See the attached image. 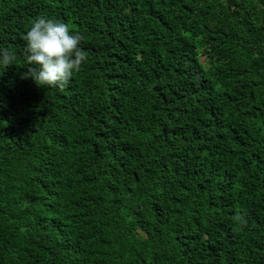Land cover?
I'll list each match as a JSON object with an SVG mask.
<instances>
[{"label": "trees", "instance_id": "16d2710c", "mask_svg": "<svg viewBox=\"0 0 264 264\" xmlns=\"http://www.w3.org/2000/svg\"><path fill=\"white\" fill-rule=\"evenodd\" d=\"M39 16L84 37L63 91ZM0 47V264H264V0H0Z\"/></svg>", "mask_w": 264, "mask_h": 264}, {"label": "clouds", "instance_id": "9594fccd", "mask_svg": "<svg viewBox=\"0 0 264 264\" xmlns=\"http://www.w3.org/2000/svg\"><path fill=\"white\" fill-rule=\"evenodd\" d=\"M23 39L24 57L29 67L21 78H31L38 87L63 91L74 72L80 71L88 59V53L81 47L83 35L60 20L35 18ZM15 60L9 48L0 47V65L6 68ZM240 219L239 214L234 217V220Z\"/></svg>", "mask_w": 264, "mask_h": 264}]
</instances>
